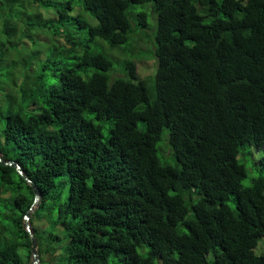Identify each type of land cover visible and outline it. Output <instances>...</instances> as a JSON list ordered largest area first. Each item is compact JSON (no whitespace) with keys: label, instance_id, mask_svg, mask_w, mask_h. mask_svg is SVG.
Returning <instances> with one entry per match:
<instances>
[{"label":"trees","instance_id":"trees-1","mask_svg":"<svg viewBox=\"0 0 264 264\" xmlns=\"http://www.w3.org/2000/svg\"><path fill=\"white\" fill-rule=\"evenodd\" d=\"M13 1L0 0V154L40 196L33 207L0 163V264H32L31 207L38 264H264V175L244 186L237 159L264 152V0ZM138 4L153 22L140 11L134 34ZM34 39L49 48L37 67ZM141 50L146 75L125 57Z\"/></svg>","mask_w":264,"mask_h":264},{"label":"rangeland","instance_id":"rangeland-1","mask_svg":"<svg viewBox=\"0 0 264 264\" xmlns=\"http://www.w3.org/2000/svg\"><path fill=\"white\" fill-rule=\"evenodd\" d=\"M23 3H24V1H22V0H16L15 2L13 1L12 5L15 9H17V8L21 9L22 7H29L28 2L26 3V6H23ZM32 9H34V8L33 7L30 8L31 16H32V11H31ZM146 9H148V22L150 24H152V22H153V17H152V13H151L152 6L149 9L148 4H147V7H143L142 5L138 4V5H134L129 10V13H130L129 19H130L132 28L134 30V34L135 33L139 34V33L144 31V28L139 27V25H138V23H139L138 13L140 11H145ZM42 10H43V12L44 11L48 12V10H46L44 8ZM85 17H87L89 20H93V19H91L90 15L87 13H85ZM78 30L82 31L81 29H78ZM33 31H35V30H33ZM146 31H148V30H146ZM20 33L21 32L19 31L18 34H20ZM96 40H98V39H96ZM46 43H47V41L44 39H34V43H32V41L29 40L28 43L26 42L24 44V47H25L26 51H28V52H30L32 50L33 51H36V50L40 51V54H39L40 58H38V61L37 60L34 61V67L39 66L42 61L46 60V55L48 54V51H49L48 50L49 48H44ZM124 46L126 47V44L122 45V47H124ZM125 57L127 59L133 60L135 62L148 60L144 65H141V66H140V62H138V65L142 71V72L139 71V73H138L139 75H143V74L146 75L147 73H149L151 68H153V66H151L152 60L149 59V58H151L150 54H148V52H146V51L141 50V51H138L137 53H132V52L128 51V53L125 55ZM114 62H115L114 66L116 67V65H117L116 61H114ZM138 124L140 125V127H142V122H138ZM108 127H109V124H107V123L103 125L102 132H103L104 137H106L108 134ZM167 135H168V130L164 129L160 140H158V142L156 144H157V152H158L161 160H166L168 162V161H172L173 157L171 154L167 155V156H165L163 154V150L165 148L164 145L168 144L167 143ZM263 153H264L263 150H261V149L257 150L252 145H245L244 147H242L240 149V153L238 154L237 159H238L239 163H241L245 166L246 176L242 180V184L244 186H250L251 182L254 178L258 177L259 175H264V170L260 171L257 164L255 163V161L257 159H259ZM41 218H43V217H41ZM41 222L35 221L36 224H42ZM263 240H264V238L259 239L258 247L256 248V252H258L261 249V245H262ZM46 258L49 259L50 256L48 254H46Z\"/></svg>","mask_w":264,"mask_h":264},{"label":"water","instance_id":"water-1","mask_svg":"<svg viewBox=\"0 0 264 264\" xmlns=\"http://www.w3.org/2000/svg\"><path fill=\"white\" fill-rule=\"evenodd\" d=\"M0 163L2 164H7V165H11L14 168H16L18 170V172L25 178L27 179V181L31 184L33 191L35 193V198H34V204L33 207L37 205L39 196H40V192L38 190V188L36 187V185L34 184V182L30 181V179L23 173V170L21 168V166L14 160H5L2 155L0 154ZM33 207H31L28 212L25 214L24 216V225L27 226V222L29 221V217L30 214L33 210ZM31 237V260H32V264H38L39 261V254H38V250H37V243H36V239L33 235V233H31L30 235Z\"/></svg>","mask_w":264,"mask_h":264},{"label":"clouds","instance_id":"clouds-1","mask_svg":"<svg viewBox=\"0 0 264 264\" xmlns=\"http://www.w3.org/2000/svg\"><path fill=\"white\" fill-rule=\"evenodd\" d=\"M24 226H25V225H24ZM28 226H29V221L27 222V226H26V228H27L29 231H31V230H30V226H29V227H28ZM31 233H33V231H31L30 234H31Z\"/></svg>","mask_w":264,"mask_h":264}]
</instances>
